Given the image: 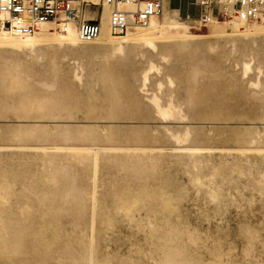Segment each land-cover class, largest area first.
Here are the masks:
<instances>
[{"label":"rangeland","instance_id":"1","mask_svg":"<svg viewBox=\"0 0 264 264\" xmlns=\"http://www.w3.org/2000/svg\"><path fill=\"white\" fill-rule=\"evenodd\" d=\"M182 19L198 38L154 36L159 52L0 48V264H264V35ZM150 60L185 119L155 113Z\"/></svg>","mask_w":264,"mask_h":264},{"label":"bare ground","instance_id":"2","mask_svg":"<svg viewBox=\"0 0 264 264\" xmlns=\"http://www.w3.org/2000/svg\"><path fill=\"white\" fill-rule=\"evenodd\" d=\"M120 5L122 8L127 9L129 11H134L138 7V4L132 1L124 2V3H121ZM164 10H165V0H164V7H163L161 14H155L151 16L145 25H137V24L131 23L127 32L124 33L122 36L120 35L121 39H114L115 35L113 36V34L110 31V19H109L110 9L108 7H105L103 11V18H102V33L96 40L91 41V42L108 44V45L110 44L111 46L110 45L109 46L111 47L112 51L111 53L110 52L109 53L112 54L113 56H118V55L121 56V55L126 54L128 48L134 45H137V47L140 46L143 48H148L154 52L155 51L159 52L160 46H159V43L154 40V36L166 37L168 39L174 40L175 42L193 41L194 39L198 38V36L191 31L192 26L188 23L187 20H183L179 16L172 15L170 13V10H168V8L166 9L165 13H164ZM163 13L164 15L160 17ZM6 16L7 15L5 13H0L1 18H5ZM85 17L88 19H95L96 14L94 12L88 11ZM217 19L218 18L214 16L213 14H209L207 20H205V23L207 22L210 23L209 25L211 26L210 28H213L212 34H220L221 36H225L228 38L229 37H232V38L245 37V40L246 38L249 39L248 37L256 38L257 36L260 37L264 35V33L260 32L253 25H250V24L248 25V24L240 23L238 21L236 22L233 20L229 22L220 23ZM257 19L264 21V15H262L260 18H257ZM198 21L203 22L200 19ZM134 26L141 27V29H135ZM56 29L54 28V25H51L48 23L40 25L39 28L33 34H22L15 30L0 29V48L12 49V50H25L29 52L31 55H36L42 49L44 45H49V46L58 45L61 47L66 46V47L76 48V47H85L84 44L89 43V42H82L80 40L79 35H78V28L74 22H68L64 24L63 26L58 28L59 31H56ZM234 39L232 40L233 49H237V41ZM140 47L138 49H140ZM143 48L141 50L144 51ZM143 51H141L142 53L140 54H144ZM162 57L164 60L167 59L166 56H162ZM252 64L253 63L246 61V60L245 62H243V66H242L243 72L242 73L245 76H247L254 68ZM258 69H259L260 75H262L261 72L263 70L261 69V67H259ZM81 71L84 72L83 64L78 62L74 73H75V78L82 82L83 76L81 74L83 73H81ZM153 71H157V73H159L161 71V66L155 63L154 61L150 60L147 68L142 73V90L144 93H146L147 99L149 100L150 104L154 107L153 109L155 113L157 114L158 118L163 121L185 119L187 114H185L181 106L182 104L181 105L179 104L180 106H178L175 103L174 101L175 98L174 99L172 98L173 95H171V98L169 96L168 97L169 99H166L167 100L166 102L163 101L165 99L161 97L162 94L160 92V88L161 87L163 88L164 86V84H162L163 82H159L158 91L156 90V92L155 91L150 92L148 85L150 83L149 81L151 79V74ZM166 76H169V75H166ZM259 80L253 81L252 85L259 86L260 85ZM168 81L170 83L174 82L172 78L170 77ZM171 128L169 127L168 130L167 129L166 130L171 133V135L175 139V142L177 141L180 144L184 142L186 139H188V136H189L188 131L184 135H178L176 132L177 134L176 135L173 133L174 130L172 131ZM186 150L196 152L199 149L195 147H188L186 148Z\"/></svg>","mask_w":264,"mask_h":264},{"label":"built area","instance_id":"3","mask_svg":"<svg viewBox=\"0 0 264 264\" xmlns=\"http://www.w3.org/2000/svg\"><path fill=\"white\" fill-rule=\"evenodd\" d=\"M136 2L138 7L129 11L121 7L124 2ZM202 10L200 20L205 22L209 14L217 18L251 20L264 15V0H192ZM105 7L110 9V31L115 36L127 32L131 23L145 25L151 16L161 14L164 0H0V29L33 34L42 24L60 28L74 22L82 42L96 40L102 33ZM88 11L95 19L86 18ZM197 19V20H199Z\"/></svg>","mask_w":264,"mask_h":264},{"label":"crops","instance_id":"4","mask_svg":"<svg viewBox=\"0 0 264 264\" xmlns=\"http://www.w3.org/2000/svg\"><path fill=\"white\" fill-rule=\"evenodd\" d=\"M170 13L180 18H190L197 20L201 16V8L192 0H166ZM198 10V11H197ZM173 12H175L173 14ZM193 12L198 14L193 15Z\"/></svg>","mask_w":264,"mask_h":264}]
</instances>
